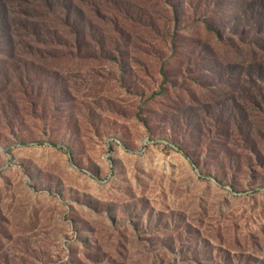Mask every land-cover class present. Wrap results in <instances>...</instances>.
I'll list each match as a JSON object with an SVG mask.
<instances>
[{
	"label": "rangeland",
	"instance_id": "obj_1",
	"mask_svg": "<svg viewBox=\"0 0 264 264\" xmlns=\"http://www.w3.org/2000/svg\"><path fill=\"white\" fill-rule=\"evenodd\" d=\"M11 1L0 264H264L261 0Z\"/></svg>",
	"mask_w": 264,
	"mask_h": 264
},
{
	"label": "trees",
	"instance_id": "obj_2",
	"mask_svg": "<svg viewBox=\"0 0 264 264\" xmlns=\"http://www.w3.org/2000/svg\"><path fill=\"white\" fill-rule=\"evenodd\" d=\"M18 2L19 0H13ZM11 0H0V22L9 26L10 19L17 20L20 19V14H15L16 12L12 9ZM260 11L254 10L251 12L253 14L254 22L248 25V29L253 33V39L248 42L247 49V76L248 81L254 91L258 90V94L255 92L249 93L251 99L260 98L264 102V0L259 2ZM14 14V17H12ZM60 148L66 149L63 146Z\"/></svg>",
	"mask_w": 264,
	"mask_h": 264
}]
</instances>
